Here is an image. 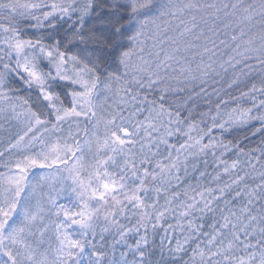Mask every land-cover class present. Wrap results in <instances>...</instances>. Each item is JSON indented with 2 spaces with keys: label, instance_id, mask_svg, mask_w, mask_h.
Segmentation results:
<instances>
[{
  "label": "snow or ice",
  "instance_id": "6c2138e0",
  "mask_svg": "<svg viewBox=\"0 0 264 264\" xmlns=\"http://www.w3.org/2000/svg\"><path fill=\"white\" fill-rule=\"evenodd\" d=\"M0 264H264V0H0Z\"/></svg>",
  "mask_w": 264,
  "mask_h": 264
}]
</instances>
